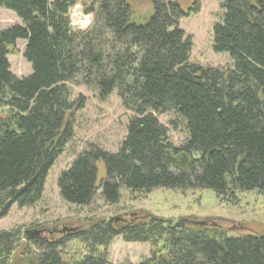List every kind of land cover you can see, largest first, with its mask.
I'll use <instances>...</instances> for the list:
<instances>
[{
    "label": "trees",
    "instance_id": "obj_1",
    "mask_svg": "<svg viewBox=\"0 0 264 264\" xmlns=\"http://www.w3.org/2000/svg\"><path fill=\"white\" fill-rule=\"evenodd\" d=\"M79 1L0 0L21 19L0 28V107L6 108L0 116V217L14 203L31 206L42 197L52 166L74 136L73 112L85 103L72 99L74 80L101 100L117 90L133 116L117 152L92 145L61 173L67 203L90 205L99 189L117 203L122 186L201 187L222 199L264 193V0L221 3L213 47L228 52L233 67L190 62L193 43L179 26L184 11L177 1L152 0L154 15L138 24L131 21L130 0H84L93 24L74 32L70 12ZM19 39L27 41V77L16 75L8 59ZM155 112H174L184 123L182 144L171 141ZM99 159L107 169L100 184ZM188 223L152 214L120 228L100 220L73 241L84 252L72 251L68 238L35 237L28 260L114 264L109 246L121 235L151 244L142 264H264V232L217 239L209 233L218 229ZM22 235L20 227L0 230V264H11Z\"/></svg>",
    "mask_w": 264,
    "mask_h": 264
},
{
    "label": "rangeland",
    "instance_id": "obj_2",
    "mask_svg": "<svg viewBox=\"0 0 264 264\" xmlns=\"http://www.w3.org/2000/svg\"><path fill=\"white\" fill-rule=\"evenodd\" d=\"M171 1L179 2L184 11L179 26L193 43L190 62L206 67H233L234 60L230 54L217 52L213 47V26L221 20V3L224 0ZM130 2L132 22L144 24L154 15L152 0ZM70 19L72 30L82 32L93 24L94 15L85 11L84 0H80L71 9ZM20 23L21 19L14 10L0 7L1 29ZM26 44V40L19 39L14 51L8 56L11 70L20 77L32 73L31 64L24 55ZM77 83V80L69 83L73 91L72 99L83 98L85 103L73 112L74 136L52 166L42 197L31 206L22 207L14 203L9 212L0 217V230L20 227L23 232L11 264H29L28 256L36 249L30 241L35 237L47 241L68 238L72 241V251L84 252V245L73 241L93 222L100 220L110 221L120 228L148 214L175 221L183 218L188 224L198 223L210 230L218 229L209 233L210 237L217 239L264 232V193L258 192H238L232 199H222L214 190L201 187L159 186L150 190H132L122 186L117 203H108L102 197V189L98 190L94 201L87 206L64 201L58 186L61 173L68 170L77 156L91 149L92 145L117 152L133 116V112L123 106L117 90L106 100H101L93 89ZM5 114L6 108L0 107V116ZM155 114L168 127L170 139L175 145L186 140V127L174 112ZM173 120L176 121L175 125L171 122ZM96 166L100 184L107 178V169L101 159L96 161ZM109 250L110 260L114 264L125 261L142 264L151 257L152 246L143 242H126L119 235L111 241Z\"/></svg>",
    "mask_w": 264,
    "mask_h": 264
}]
</instances>
